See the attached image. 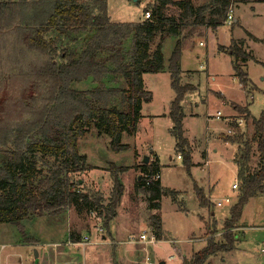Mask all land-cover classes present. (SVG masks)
Returning <instances> with one entry per match:
<instances>
[{
  "label": "rangeland",
  "instance_id": "rangeland-1",
  "mask_svg": "<svg viewBox=\"0 0 264 264\" xmlns=\"http://www.w3.org/2000/svg\"><path fill=\"white\" fill-rule=\"evenodd\" d=\"M102 1L106 3V14L110 22L116 25L139 23L143 18V11L150 12L154 3L153 0ZM207 1L193 0L195 5ZM259 1L262 0H251L247 5L245 0H232L228 9L233 16L231 24L224 23L215 30L197 27V31L194 32L193 29L194 33L189 28H184L181 32L183 41L179 67L182 74L180 73L179 82L194 87V90L184 93L179 102L183 115V136L191 149V166L188 170L183 166L182 157L174 150L175 139L168 133L173 126L168 114L174 91L166 70L142 76L143 86L151 93L152 99L149 103L142 104L141 118L133 136L130 137L132 134H129L121 139V144L129 145L126 151L114 153L109 147L108 139L98 135L91 126L77 140L79 152L87 156L91 167L84 163L78 170L66 171L60 175L63 179L66 178L68 185L81 182L80 192L91 197L100 196L104 207L109 203L111 174L121 178L123 195L111 223L113 230L120 229L119 239L138 241L141 234L150 238L153 231L149 216L153 214L157 217L164 240L145 245L134 243L137 253L134 264H182L184 259H189L192 254L204 248L207 244L205 235L212 233H206L207 228L222 231L223 223L229 218L230 210L239 195V187L237 190L231 189L237 178L232 159L235 158V162L246 172L255 170L258 164L254 149L248 161L244 158L243 143L250 140L251 120L245 121L235 107L247 110L253 119L264 112V0L262 3H258ZM175 13V8H169L168 15L175 16ZM89 35V32H70L59 36L52 30L45 37L47 40H55V55L59 60L62 49L69 53H80ZM175 39L168 37L162 43L165 67ZM232 40L241 41L242 49L253 57L244 64L237 61V67L247 76V83L241 84L234 76L233 58L218 50L219 47L228 48ZM157 42L158 40L154 42L150 50L154 49ZM130 50V41H125L121 53L127 52L128 55ZM113 52L115 50L107 48L98 57V61L108 69H112L109 57ZM95 86L97 84L89 78L85 82L72 84L71 89L89 91ZM103 86L123 90L126 84L120 77L109 74L103 80ZM218 93L222 95V99ZM123 101V96H117L109 101L108 106L124 111L126 105ZM217 111L221 113V119L214 118ZM236 118L243 120L241 128H233ZM230 129L232 134L227 137ZM231 138H235L236 143L230 142ZM203 148L206 150L207 167L198 166L203 162L200 156ZM152 154L158 159L160 188L165 193L158 201L157 209L150 211L148 194L138 188L136 181L139 176L137 166L141 165L144 156L148 157V161L153 160ZM178 156L181 157L179 160ZM35 160L37 174L32 187L41 190L52 183L50 176L61 166L63 160H55L41 153L35 155ZM5 163L6 157L4 153H0V166ZM92 169L98 175L95 180L89 176ZM208 186L212 187L211 194L207 192ZM197 190L204 191L209 197L211 211L199 205ZM225 198L229 203L215 206L216 201ZM102 223L98 212L87 214L83 208L67 204L56 213L29 215L19 224L0 225V264H87L88 252L86 249L84 252L83 247L77 243L85 236L91 237L97 228L102 229L98 234H105ZM236 226L243 227V230L237 233L235 250L211 256L209 264H264V253L260 251L264 248V195L250 198L244 204ZM74 237H77L76 241L72 240ZM50 242L55 243L52 248L57 253L62 248H67L68 251L55 255L50 252L49 258L47 256L39 261L41 244ZM107 246L112 257L114 250L111 249L112 246ZM144 249L147 250V262L142 256L140 258V252H144ZM108 251L95 254L92 264H102L104 258L108 260Z\"/></svg>",
  "mask_w": 264,
  "mask_h": 264
},
{
  "label": "trees",
  "instance_id": "trees-1",
  "mask_svg": "<svg viewBox=\"0 0 264 264\" xmlns=\"http://www.w3.org/2000/svg\"><path fill=\"white\" fill-rule=\"evenodd\" d=\"M153 2L149 19L137 24L116 25L110 22L106 3L102 0H0V153L6 157V163L0 166V225L19 224L29 215L56 213L70 204L83 208L87 214L98 212L108 233V224L116 215L115 209L123 195L118 176L111 174L109 203L104 207L100 196L81 193L78 181L68 185L66 178L60 175L74 172L85 163L79 154L77 140L91 126L98 135L108 139L114 153L126 151L128 146L121 144V138L135 132L142 104L151 101V93L143 86L145 73L169 72L170 86L175 94L169 111L173 124L170 135L176 142L175 152L182 157L184 168L189 169L191 156L183 137L179 102L184 93L193 88L179 82L181 32L184 28L193 32L197 27L215 29L222 25L232 0H208L197 5L193 0ZM169 8H175V16L168 15ZM52 30L59 36L89 32L90 37L80 53L62 49L57 60L55 40L45 37ZM167 37L177 40L165 67L162 43ZM156 40L157 44L150 50ZM125 41L131 44L128 55L121 53ZM242 44L232 42L227 49L218 48L233 58L234 76L240 83L245 82L246 76L237 67V61L244 64L253 59L242 49ZM107 48L115 50L109 57L112 69L98 61ZM109 74L120 77L126 84L125 89L104 87L103 80ZM89 78L97 86L89 91L71 89L72 84ZM117 96L124 97V111L108 106ZM235 110L245 121L251 120L252 133L250 140L243 143V154L248 161L254 149L258 164L255 170L246 172L235 162L240 191L229 218L223 223L222 241L208 238L206 246L184 259L182 264H206L211 256L230 251L234 245L232 230L241 217L244 204L264 194V112L253 119L247 110L238 107ZM231 141L236 143L235 138ZM38 153L63 160L50 176L52 183L41 190L32 187ZM110 167L114 168L112 164ZM138 167L139 175L159 173L155 158ZM136 184L142 192H147L149 210H156L165 193L160 188V180L144 186L140 178ZM197 191L199 205L208 207L203 192ZM149 220L157 240L161 233L159 220L153 214Z\"/></svg>",
  "mask_w": 264,
  "mask_h": 264
},
{
  "label": "crops",
  "instance_id": "crops-1",
  "mask_svg": "<svg viewBox=\"0 0 264 264\" xmlns=\"http://www.w3.org/2000/svg\"><path fill=\"white\" fill-rule=\"evenodd\" d=\"M250 1L251 0H245V2H247L246 4L248 5V4H250ZM263 2V0L262 1H259L258 3H262ZM253 5V4H252ZM233 17V16H232ZM233 20V19H232ZM140 21H142V19L140 20ZM140 21H139V23H140ZM225 23V22H224ZM223 23V24H224ZM221 26V25H220ZM219 26H217L216 28H218ZM198 28H203V29H208V30H210L209 28H207V27H198ZM215 28V29H216ZM215 29H211V30H215ZM195 31H197V28L194 30V32ZM193 32V33H194ZM168 38V37H167ZM172 38V37H171ZM166 39V38H165ZM173 39H175V38H173ZM177 39H175V41H176ZM165 41V40H164ZM163 41V42H164ZM232 42H241V41H231V44H232ZM242 43V42H241ZM230 44V45H231ZM199 45H200V43H199ZM229 45V46H230ZM228 46V47H229ZM222 48H224V49H227L226 47H222ZM231 57V56H230ZM166 64V63H165ZM180 68V67H179ZM182 71H181V68H180V73H181ZM182 74V73H181ZM245 74V73H244ZM245 76H246V74H245ZM180 79V78H179ZM245 79H246V83H247V76L245 77ZM242 84V83H241ZM181 85H189V84H181ZM190 86V85H189ZM244 86H246V85H244ZM192 88H193V90H194V87L193 86H191ZM218 95L220 96L219 98L220 99H222V95L220 94V93H218ZM174 96H175V94H174ZM151 99H152V96H151ZM173 100V99H172ZM170 111V110H169ZM230 111H228V114L227 115H229L230 113H229ZM168 118H169V114H168ZM243 126V124L242 125H240L239 127L241 128ZM169 134H170V130H169V132H168ZM126 136H129L128 134H126V135H123L122 136V138L123 137H126ZM133 136V134L132 135H130V137H132ZM184 137V136H183ZM121 138V139H122ZM186 139V138H185ZM175 144H176V142H175ZM188 144V143H187ZM128 147H129V145L128 144H126ZM80 149V147L78 146V150ZM187 149L189 150V152L191 153V149H190V147H189V145H187ZM174 150H175V148H174ZM79 154L81 155V156H83L84 157V159H85V164L86 165H88L89 167H91V165L89 164V160L87 159V156L86 155H84V154H81L80 152H79ZM153 155V154H152ZM200 156L202 157V159H203V162H201L198 166H200V167H207V165H208V162H207V155H206V150H205V148H203V150H201L200 151ZM147 157V156H146ZM153 157L157 160V164H158V159H157V157H155V155H153ZM144 159V158H143ZM143 159L141 160V164H142V161H143ZM235 158H233L232 159V161H233V163L235 164V166H236V163H235V160H234ZM149 160V159H148ZM179 160V159H178ZM137 164V163H136ZM93 166V165H92ZM133 166V165H132ZM139 166V165H138ZM137 166V167H138ZM236 172H237V178H235V180H234V182L232 183V185L235 183V184H237L238 185V187H239V185H240V183H239V180H238V167L236 166ZM91 171V170H90ZM139 173V172H138ZM139 175V174H138ZM89 176H91V178H93L94 180H95V178H97L98 177V175L97 174H95V171L92 169V174H90ZM140 177V175L138 176V178ZM138 178H137V181L136 182H139V180H138ZM118 180H119V182H120V184L122 185V187H123V189H124V186H123V183H122V181H121V178L119 179L118 178ZM81 183V182H80ZM79 183V184H80ZM232 187V186H231ZM237 190V189H236ZM212 187L210 188L209 186H208V188H207V192L209 193V194H211L212 193ZM204 192V191H203ZM203 195H204V197H205V199H207V201L209 202V197H207V195H206V193H203ZM262 195H264V194H262ZM262 195H259V196H262ZM208 196H210V195H208ZM205 208H207L208 209V211H211V208H210V203H209V206L208 207H205ZM213 211V210H212ZM211 217H213L214 216V214H213V212H211ZM114 221V218L112 219V220H110V222H109V224H108V228H109V230H108V233H105V234H96L95 233V231H93V235L91 236V238H90V243L88 244V245H85V246H82L83 247V251L85 252V249L87 250V264H92L93 263V259H94V256H95V254H97L98 252H103V251H108L107 249H109V246H107V244L108 245H110V246H112V248L111 249H113L114 251H113V256L111 257V255H112V252L110 253V251H108L109 252V258H108V260L107 259H103V262L104 263H102V264H134L135 263V261H136V256H137V253L135 252V245H134V243L135 242H127V241H124V240H122V239H119V236H120V229H117V230H113V228H112V226H111V223ZM209 222V221H208ZM208 224V223H207ZM148 227H149V225H148ZM243 230V227H240V226H236V227H234L233 228V230H232V233L234 234V245H233V247H232V249L230 250V251H226V252H232V251H234L235 250V246H236V244H237V233H239V232H241ZM235 231V232H234ZM207 232H212L211 233V235H210V233H207ZM223 229H222V231H217V230H215L214 228H213V230H211V229H209V228H207V230H206V235L205 236H207V239L208 238H212L215 242H221L222 241V234H223ZM206 239V240H207ZM162 240H164V237H163V235H162V231H161V233H160V235H159V237L157 238V240L156 239H154V241L155 242H160V241H162ZM53 244H55L54 242H50V243H42L41 244V248H42V250L40 251V253H38V260L40 261V259L42 258V259H45L47 256H48V258H49V255H50V252L53 254V255H55V253H57V250H55V249H53L52 247H53ZM143 245H145V244H152V243H148L147 241L145 242V243H142ZM51 247V248H50ZM145 248V247H144ZM61 249V248H60ZM67 248H62L61 249V251H58V253L57 254H59V253H63V252H66V251H68V250H66ZM69 249H71V248H69ZM110 249V250H111ZM261 252H263L264 253V248H262L261 250H260ZM142 253V254H141ZM56 254V255H57ZM104 255V254H103ZM141 256H142V258H144L143 260H145V262H147L146 261V259H148V258H146L147 257V250L146 249H144V252H140V258H141ZM134 262V263H133ZM161 264V263H160ZM163 264H165V262L163 263ZM206 264H209V259L207 260V263Z\"/></svg>",
  "mask_w": 264,
  "mask_h": 264
},
{
  "label": "built area",
  "instance_id": "built-area-1",
  "mask_svg": "<svg viewBox=\"0 0 264 264\" xmlns=\"http://www.w3.org/2000/svg\"><path fill=\"white\" fill-rule=\"evenodd\" d=\"M149 16H150V13H149L148 10L143 11V13H142V17H143L142 21L149 19L150 18ZM232 19H233V17H232V14H231V10H228L225 23L227 25L231 24ZM214 118L215 119H221V113L217 111L214 114ZM233 124H235L236 127L240 126V125L243 124V120L241 118L240 119L236 118V120L234 121ZM231 134H232V130L230 129L229 131H227L226 136L230 137ZM180 158H181L180 156L177 157V159H180ZM140 178L143 180L144 186H148L152 181H159L160 180V174L158 172L154 173V174H149L148 172H144V173L140 174ZM237 188H238V185L235 184V183L231 187V189H237ZM227 203H229V200L225 198V199L216 201L215 202V206L216 207H220L222 204H227ZM101 231H102V229L97 228L95 230V233L98 234ZM90 238L91 237H89V236L83 237L82 241L80 243H77V245H81V246L88 245L90 243ZM138 239H139L138 241L133 240V241H130V242H132V243L133 242H135V243H145L146 241L148 243H153L154 242L153 235L150 238H147L145 236V234H141ZM148 264H150V263H148Z\"/></svg>",
  "mask_w": 264,
  "mask_h": 264
},
{
  "label": "water",
  "instance_id": "water-1",
  "mask_svg": "<svg viewBox=\"0 0 264 264\" xmlns=\"http://www.w3.org/2000/svg\"><path fill=\"white\" fill-rule=\"evenodd\" d=\"M147 162H148V157L144 156V159L142 161V164L147 163ZM139 179H140V177L138 178V180ZM35 256H36V254H35ZM161 264H163V263H161Z\"/></svg>",
  "mask_w": 264,
  "mask_h": 264
}]
</instances>
